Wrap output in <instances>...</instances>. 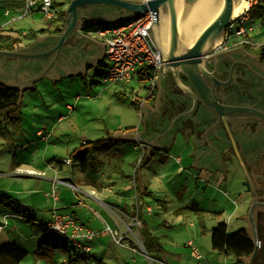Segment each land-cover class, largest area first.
I'll return each mask as SVG.
<instances>
[{"label": "rangeland", "instance_id": "1", "mask_svg": "<svg viewBox=\"0 0 264 264\" xmlns=\"http://www.w3.org/2000/svg\"><path fill=\"white\" fill-rule=\"evenodd\" d=\"M4 9L5 6L0 5V20L2 23L7 21L4 26L13 33H10L12 36H22L23 43L29 39L24 34H21L25 30L31 33L32 31L52 29L59 26L58 22L51 21L40 10H35L32 11L33 13L31 12L32 14L29 13L24 17H19L14 12L10 15H4ZM252 15V19L244 25L252 27V30L249 31V39L251 41L249 48L252 53L257 54V46L264 44V14L260 15L257 12V7H255ZM235 25V28H238L240 24L236 22ZM91 36L93 38L96 37L93 33ZM221 40H218L215 45H218ZM181 45L186 46L189 44L182 42ZM104 64L107 66L111 65L112 62L105 57ZM145 85V81L133 77L125 84L114 83L107 86L100 82V76L95 75L93 69H90L85 77L63 78L58 82H52L51 79L47 78L39 80L36 82V88L26 90L23 97V104L21 106L23 126L20 131L14 132V144L8 145L0 137V171H10L15 163L31 162L38 165L42 161L44 162V160L47 162L52 161L53 167H57L58 157L63 159L69 158L71 157L69 152L75 147H79L81 139L77 138L80 135H85L92 141L101 137L103 139L105 135L107 136L105 134L107 133V129L110 131V134L118 135L120 131L126 128L139 127L142 121V109L140 108L139 98L147 95ZM67 105L72 106L73 109H68ZM62 113L66 114V116L61 123H58V115ZM55 126L59 127L53 132ZM39 128L46 129L50 133L52 137L49 141L48 139L41 141L40 137H37L35 131ZM58 130H61L64 135L58 136ZM24 143L26 147H23ZM99 143L102 145L106 141H100ZM192 150L194 149L181 140L180 135L168 155L167 152L155 153L153 161L148 166L151 169L149 175L153 180L152 187L156 189H162L163 183L159 179H162L163 175L169 172V169L172 167V172H170V176L168 177L170 179V186L168 187L170 202L168 204L174 206L169 211V214L172 215L170 218L176 217L173 210L181 206L178 203L185 205L192 203V199H196L199 208H201L200 211L196 212L186 209L185 213L195 218L197 223L205 222L208 231L221 222L227 224L228 233L243 229L245 222L242 216L248 211L253 199H250V192L245 189L246 185L244 181L246 174L240 165L237 154L234 153V156L231 158L230 162L233 168L229 169L230 171L226 179L223 180L220 174L219 177L221 179L219 177L216 178L213 181L214 183H203L202 181H197V178L191 175V172L194 171L190 168V164L187 163V159H191L190 152ZM177 155L184 157V169L181 172L177 171L178 166L174 161ZM101 156L103 157L104 154L101 153ZM122 156H124L125 160V170L127 169L130 173H133V164L137 158H140V151L138 149L134 150L132 144L128 143L125 144V154ZM52 158H55V160ZM70 167L68 164H63L64 171H68ZM143 170L146 173L147 168L144 166ZM73 173L79 175L82 171L75 165ZM46 186L47 182L37 178L0 175V224L4 222V215L14 213L15 211L14 207H16V204L11 203V200L17 201L16 198H18L22 201L21 203L31 202L32 199L28 192L31 190L34 193V202L39 203L40 198L38 195L41 194L42 196L44 194ZM2 194H5L6 197H3L4 195ZM70 194H72V191L69 189ZM153 203L154 205L156 204V202ZM34 205L35 207H39V204ZM158 207L162 210L159 205ZM234 207L239 208L238 213L235 215L232 214ZM32 209L30 207H23L20 213L21 216L12 215L7 219L6 226L0 230V245L7 243L22 244L23 248L28 252L20 264H33L34 256H36L33 251L39 242L42 226H39L41 222H38V220L42 216L38 214L36 216L38 220H34L32 212L37 213L39 210ZM221 209L225 210L221 213ZM217 210L220 213H215ZM78 212L82 215L79 208ZM182 220L184 224L187 223L186 216ZM149 221L153 222V216L149 218ZM159 221L160 232L158 233L160 234L158 235H162L173 226L172 224L164 225L161 219ZM177 232H179V229L168 233L176 234ZM143 234L145 240L150 239V231L144 230ZM198 236L202 237V234L199 233ZM92 244L91 241L90 246L93 248L91 254L87 252L84 256L81 255L70 263L64 261H68L69 256H73L72 247H70L69 252L57 250L52 261L45 258L41 259L37 256L36 260L42 261V264H95L93 255L96 253L99 257L103 256L107 264H123L108 256L107 253L101 256L97 243L94 242L96 246ZM198 245H201L200 251L203 254V259H206L210 264L215 263L214 256H209V253L216 251L211 249L209 244L206 247V243L203 240ZM127 264L148 263L147 261H143L142 258H138L137 261H133L131 258ZM224 264H241V262L240 260H236L234 255L228 254Z\"/></svg>", "mask_w": 264, "mask_h": 264}, {"label": "crops", "instance_id": "2", "mask_svg": "<svg viewBox=\"0 0 264 264\" xmlns=\"http://www.w3.org/2000/svg\"><path fill=\"white\" fill-rule=\"evenodd\" d=\"M0 5L5 6V9L3 11L4 15H10L12 12H14L17 13L19 17L25 16L23 15V9L25 6L24 0H0ZM35 10L37 9H33V11ZM249 20L250 18H248L246 22H249ZM6 22L2 23V21L0 20V33L11 35L10 33L12 32L9 31L6 26H4ZM237 23L240 24V22ZM249 31L248 38L250 37ZM58 33L59 31L40 33L39 30L29 33L27 30H25L21 32V34H28L29 36H32L33 34L37 35L34 38L29 37L28 41L23 43L21 46H25L31 43L37 37ZM92 33L95 34V32L84 34L91 36ZM94 39L102 42L101 38L97 35L96 37H94ZM235 40H242V38H235ZM233 41L234 39H232L230 43H232ZM71 43L75 45L76 43L78 44L79 41L72 40ZM85 47L86 49H89L90 44L86 43ZM101 57L102 59L99 62L94 60V66L89 67L86 71H84L83 75L79 74L59 77L62 74L58 72L60 74L50 73L49 77L52 82H58L63 78L69 77H85L90 69L94 70L101 61H104V53L101 55ZM91 58L92 56L88 57L85 62L89 64L92 63L93 59ZM77 64L78 62L74 63V65ZM73 71V69H69L64 73L68 74ZM7 76L13 77L12 74H8ZM134 77L138 79L136 75ZM43 78L47 77L43 76L41 79ZM8 79H11V77H9ZM41 79H38L33 83L34 87L32 89L36 88V82ZM26 90L23 91L22 102ZM139 103L140 108L142 109L141 125L139 127L133 126L131 128H126L125 130L120 131L119 134L133 132L141 134V136L144 138H147L145 135H153L151 126L154 104H152L150 100H147L146 96L140 97ZM67 108L73 109V107L70 105H67ZM65 116L66 114L64 113L58 115V123H61ZM58 127L59 126H55L53 132H55ZM106 132L107 133L105 134H107V136L105 135L103 139H101V137L92 141L85 135H80L77 138L81 139L79 141V147L83 142L92 143L88 144L85 147V149L87 150L86 154L73 156L74 161L71 163L63 162V158L61 157H58L57 167H53V163H51L52 161L47 162L45 160L38 165L31 162H19L15 163L14 167L10 171H0V175L37 178L39 180L47 182L44 194H42V196L41 194L38 195L40 198L39 203L34 202V193L31 190L28 191L32 199L31 202L21 203L22 201L16 198L17 202H19L23 207H30L31 209L33 208L32 210H39V212L37 213L32 212V218L34 220H38L36 219V216H38V214L42 216L41 219L38 220V222L48 221L51 217V210L54 208L61 213L74 214L80 224H83L87 228H91L96 232H99L91 239L82 240V243L88 246L89 251L87 252L90 254L93 251V248L90 246L92 241L93 246H96L94 242L97 243V246L99 247L98 251L100 252L101 256L107 253L108 256L113 257L115 260H117V262H121L123 264H127L131 258L133 261H137L138 258H142L143 261H147L148 264H194L195 258H193L190 253L188 242L192 241L197 247L199 246L198 248L200 250L201 245L198 244L203 240V242L206 243V247L209 244L211 249L216 251L209 253V256H214L213 258H215V263L212 264H224V262H226L228 254H225L223 251H219L213 248L211 243V230L208 231L206 223H197L195 218L190 216L188 213H185L187 211L186 209L196 211L195 209H192L191 206L199 208L196 199H192V203L185 205H182V203H178L181 204V206L176 207L173 210L175 213L174 216L176 217L172 219L170 218L172 215L169 214V211L171 207L174 206L168 204L170 202V192L168 189V187L170 186V179L168 177L170 176V172H172V167L169 169V172L163 175L162 179H159V181L163 183V185L161 186L162 189H156L152 187L153 180L149 175L151 169H149L148 166L153 161V155L155 153L160 154L161 151L155 152L156 150H154V152L150 154V157L147 160V156L142 158V148L138 141H122L117 138L114 139L113 137L117 135L110 134V131L108 129L106 130ZM35 134L37 135V137H40L41 141L47 139L49 141L52 137L46 129L44 130L42 128L37 129L35 131ZM62 135H64L63 132H61V130H58V136ZM97 140L106 141V143L101 145L99 143L100 141L97 142ZM114 140H118L119 142H116ZM93 141H95L94 144ZM174 141L172 143H174ZM128 143L132 144V148L134 150L138 149L141 154L140 158H137L136 162L133 164V173H130L127 169L125 170V160L124 156H122L125 154V144ZM23 147H26L25 143L23 144ZM172 147L173 145L168 147L167 155L169 154ZM77 148L75 147L71 152H69V155L71 156ZM207 151L208 147L207 145H204L201 150L194 149L190 152L191 159H187V163L190 164V168H192L194 171L191 172V175L195 176L197 178V181H202L203 183H214L213 181H215L216 178L220 176V174L223 177V180L226 179L228 172L230 171L229 169L233 168L231 162H228L222 158L215 160L211 158L207 160V157H210V153H207ZM101 153L104 154L103 157L101 156ZM176 158H180V161H177ZM176 158L175 160H173L178 166L177 171L181 172L184 169V157L177 155ZM52 159L55 160V158ZM64 163L68 164V166H71L68 171H64ZM75 165L78 166V168L82 171L81 174L76 175L73 173ZM144 166L145 168H147L146 173H144L143 170ZM55 179L72 182L76 187L78 186L77 188L79 190H73L65 184L54 182ZM219 179L221 178L219 177ZM53 189H55L56 198H54ZM69 189L72 191V194L70 195ZM153 202H156V204L154 205ZM34 204H39V207H35ZM158 205L162 208V210H160ZM78 208L81 210L82 215L79 214ZM238 209V207H234L232 210V214H237ZM20 210H22V207L20 208ZM224 210L225 209H221V213ZM163 211L166 213H164ZM215 213L218 214L220 213V211L217 210L215 211ZM11 214L16 216L20 215L18 213ZM152 216L153 222L149 221V218H151ZM184 216L187 217V223L185 224L182 220ZM160 219L163 220L164 225H173L171 226L172 228L170 230L166 231L162 235H158L160 234L158 233L160 232ZM108 228L111 230V232L106 231L108 230ZM177 229H179V232H177L176 234L168 233L174 230L177 231ZM226 229L228 232L227 226ZM144 230L150 231V239L145 240L143 234ZM199 233L202 234V237L198 236ZM118 236L122 238L120 240V243H116L114 240V238ZM19 245L23 248L22 244ZM33 253H35V251H33ZM97 255L98 254L94 253L93 258L102 259L106 262V260L103 259V256L99 257ZM36 256H34L35 258L33 260V264H42V261L36 260ZM45 259L49 261L53 260V258L48 257H46ZM236 260L239 259L236 258ZM64 262L70 263L69 260ZM203 264L210 263L206 259H204Z\"/></svg>", "mask_w": 264, "mask_h": 264}, {"label": "water", "instance_id": "3", "mask_svg": "<svg viewBox=\"0 0 264 264\" xmlns=\"http://www.w3.org/2000/svg\"><path fill=\"white\" fill-rule=\"evenodd\" d=\"M204 1L211 4L209 13L214 16L195 39L191 43H187L179 31V25L184 23ZM238 1L240 0H149L147 2L139 0H71L66 7L65 20L59 28L58 34L37 37L31 43L15 49H0V83L18 89L19 103H21L23 91L32 89L33 83L43 76L50 79V73H61L62 75L59 77L83 75L84 71L94 66V60L99 62L102 59L101 55L105 51L103 42L81 31L83 21L113 24L125 21L132 16L139 18L151 10L155 13L156 18L149 28V33L162 56L156 87L159 88L163 70H169L174 75L177 84L185 92L190 93L192 103L186 112L167 123H162L163 125L159 127L156 135H145L147 138H144L141 134L127 132L113 138L122 141H138L141 146H145L148 160L153 149H164L163 152H167L169 143H172L176 133L180 132L179 125L176 127L175 122L189 119L195 126L194 133L197 130L202 131L206 139L204 145H207V153H210L207 160L211 159V153L216 148L210 145L208 130L215 128L220 123L228 130L229 123L235 124L238 121L264 123V109L246 102L230 103L224 100L222 91L232 83V78L221 80L217 77L222 67L218 61L212 59L211 55L215 43L224 39L226 28L235 20L232 15L234 5ZM72 40H77L79 43L73 45ZM182 42L189 45L182 46ZM86 43L90 44L89 49H86ZM86 56H92L93 62L86 63L85 60L88 58ZM254 57L259 68L264 72L260 55L256 54ZM77 62L78 64L74 65ZM65 69H73L76 72L66 74L64 73ZM179 71L186 75L193 90L187 88L180 81ZM8 74H12L13 77L9 76L11 79H8ZM228 94L235 96L229 90ZM198 98L201 99L205 107L200 112L198 111L199 113L194 114ZM239 114L243 116L240 118L234 116ZM246 116H251L253 119L249 120ZM185 140L187 139L185 138ZM232 141L240 165L248 177L246 165L234 139ZM193 143L197 147L194 141ZM201 149L202 147H200ZM217 156L216 154L212 159H219ZM255 200L253 196L247 214L251 222H253L256 206ZM239 259L244 260L245 257H239Z\"/></svg>", "mask_w": 264, "mask_h": 264}, {"label": "flooded vegetation", "instance_id": "4", "mask_svg": "<svg viewBox=\"0 0 264 264\" xmlns=\"http://www.w3.org/2000/svg\"><path fill=\"white\" fill-rule=\"evenodd\" d=\"M211 55L212 59L218 61L222 67L217 77L221 80L232 78V83L222 91L224 100L230 103L246 102L264 109V72L259 68L254 57L256 54L250 51L249 45L232 46L230 43L221 48L215 45ZM210 69L212 68L210 67ZM178 76L187 88L193 90L185 74L179 71ZM228 90L233 92L235 96L229 95ZM146 97L154 104L151 126L153 135L158 133L162 123H167L186 112L192 103L190 93L185 92L177 84L172 72L166 69L161 73L159 88L156 87L151 94L147 92ZM204 107L203 102L198 98L194 114L199 113ZM234 116L240 118L243 115ZM246 118L253 119L251 116H246ZM177 125H179L180 132L176 133L174 143H169V146L175 145L180 135L181 140L193 149L200 150V147L206 144V139L201 130H197L196 133L193 132L195 126L191 120L175 122L176 127ZM228 126L229 130L220 123L215 128L208 130L210 145L216 148L212 151L211 158L217 154L218 158L230 162L236 153L232 141L234 139L248 173V177L245 176L244 181L245 189L250 192V199H253V196L256 199L253 222L247 215L249 209L242 217L245 222L243 230L251 242L252 248L246 255L240 256L245 257L244 260L237 258L241 264H264V123L238 121L235 124L229 123ZM193 140L197 147H195ZM144 149L146 148L144 147ZM154 150H156L155 152L164 151V149H153L151 154ZM144 157H146V152Z\"/></svg>", "mask_w": 264, "mask_h": 264}, {"label": "built area", "instance_id": "5", "mask_svg": "<svg viewBox=\"0 0 264 264\" xmlns=\"http://www.w3.org/2000/svg\"><path fill=\"white\" fill-rule=\"evenodd\" d=\"M139 1L147 2L149 0ZM245 1L248 2V8L226 28L224 39L221 40L217 47H225L230 44L232 39H234L231 43L232 46L240 44L251 45L248 31L252 30V27H246L244 24L249 18L250 7L260 0ZM24 2L25 11L23 15L31 13L33 9L42 11L46 17H52L54 14L53 0H24ZM155 18V13L148 10L139 18L132 16L119 23L103 25V27L94 31L105 45V57L112 62L111 65H107L106 72L101 78L104 85L127 83L136 75L139 80L146 82L145 86L148 94L153 92L156 88L159 70L162 65L161 53L149 33V28ZM236 22H240L238 28H235ZM235 38H242V40H235ZM141 148L143 158L146 149L143 146ZM75 151V155H83L85 153V149L81 146ZM176 159L180 161V158ZM73 161V156L63 159L65 163ZM54 182L65 184L73 190H79L69 181L55 179ZM53 195L56 198L55 189H53ZM12 215H4V222L0 224V230L6 226L7 219ZM50 216L46 224L52 231L66 238L77 250L89 251L88 246L84 245L82 240L91 239L99 232L80 224L72 213H61L54 208L51 210ZM106 231L111 232L109 228ZM121 239L120 236L114 238L116 243H120ZM188 246L190 247L191 255L195 258L194 264H203V254L199 248L192 241L188 242Z\"/></svg>", "mask_w": 264, "mask_h": 264}, {"label": "trees", "instance_id": "6", "mask_svg": "<svg viewBox=\"0 0 264 264\" xmlns=\"http://www.w3.org/2000/svg\"><path fill=\"white\" fill-rule=\"evenodd\" d=\"M71 0H53V8L55 13L50 18L51 21L58 22L59 26L50 29H40V33L43 32H56L63 25L65 20L66 6ZM257 7V12L260 15L264 14V0L258 1L256 4L252 5L249 9V18L252 19V11ZM103 25L108 24H96L92 22L83 21L82 31L84 33L94 32L97 29L103 27ZM249 26V25H247ZM246 26V27H247ZM34 33V32H33ZM37 34L29 36L24 34L26 37L34 38ZM23 44L22 36H12L0 33V49L11 50L15 49ZM256 52L260 55L261 62L264 64V44L257 47ZM104 68H103V67ZM102 67V68H101ZM106 65L104 61H101L98 66L94 69L95 75L100 76V82L102 76L106 72ZM103 84V83H102ZM22 101L19 103V90L15 88L8 87L0 83V137L8 144H14L13 133L20 131L23 126L22 118ZM100 140H97V142ZM119 142L118 140H114ZM95 142V141H93ZM92 143V142H90ZM88 142L82 143L81 147H85L90 144ZM89 152V151H88ZM87 150L85 149V153ZM83 154V155H84ZM71 156H75V151ZM144 160V159H143ZM142 160V161H143ZM3 197H6L5 194ZM11 203H15L14 213H21L20 208L23 206L15 201L11 200ZM192 209L200 211L199 208L191 206ZM30 219V218H29ZM47 221L39 223L42 226L41 233L39 235V242L36 246L35 254L41 258H53L57 250H64L69 252L70 247L73 248V256H69V262L77 259L81 255H85L86 251L77 250L76 247L71 244L66 238L62 237L58 233L52 231L46 224ZM226 223L221 222L212 227L211 229V243L214 249L223 251L225 254H232L235 258L246 255L252 248V244L247 238L246 233L243 229L237 230L232 233H228L226 229ZM28 254V252L22 248L19 244L7 243L0 245V264H19ZM95 264H107L102 259H95Z\"/></svg>", "mask_w": 264, "mask_h": 264}, {"label": "bare ground", "instance_id": "7", "mask_svg": "<svg viewBox=\"0 0 264 264\" xmlns=\"http://www.w3.org/2000/svg\"><path fill=\"white\" fill-rule=\"evenodd\" d=\"M211 4L207 1L201 3L188 19L179 25V31L186 42L191 43L198 33L210 22L214 14H210ZM248 8V2L240 0L234 5L232 18H237ZM218 42V41H217ZM216 42V43H217Z\"/></svg>", "mask_w": 264, "mask_h": 264}]
</instances>
